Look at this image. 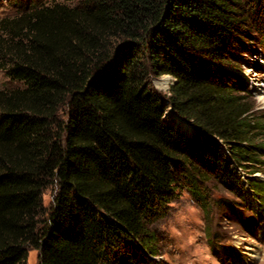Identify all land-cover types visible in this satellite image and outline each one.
<instances>
[{"label":"trees","instance_id":"16d2710c","mask_svg":"<svg viewBox=\"0 0 264 264\" xmlns=\"http://www.w3.org/2000/svg\"><path fill=\"white\" fill-rule=\"evenodd\" d=\"M17 8L0 18V71L20 84L0 90V264H27L29 247L36 264H158L152 224L184 189L207 208L210 178L246 185L264 213V123L235 71L256 16L244 1ZM148 72L173 77L167 97Z\"/></svg>","mask_w":264,"mask_h":264},{"label":"rangeland","instance_id":"374dc122","mask_svg":"<svg viewBox=\"0 0 264 264\" xmlns=\"http://www.w3.org/2000/svg\"><path fill=\"white\" fill-rule=\"evenodd\" d=\"M22 0H0V18L14 16L17 5ZM39 4H60L68 7L82 6L87 0H31ZM247 9L256 15L245 21L244 48L238 52L239 64L235 66L237 75L244 80L254 103V116L264 123V0H242ZM27 2V1H25ZM257 10V11H256ZM109 48L123 41L122 38H110ZM173 77L167 74L157 76L148 72L149 88L163 97L170 94ZM162 83L164 86H160ZM20 84L11 81L0 71V90L17 87ZM67 107L62 103L52 118L47 131L49 136L61 132L58 122L66 120ZM166 116L174 117L170 106ZM187 122H185L186 125ZM187 127V125H186ZM264 124L261 126V129ZM51 133V134H50ZM261 139L264 140V128ZM258 180H264V167L253 174ZM241 179L245 175L240 172ZM207 192V208L187 191L182 190L170 203L164 217L152 224L156 238L158 264H264V213H259L251 200L248 187L236 192L215 178L204 185ZM57 191V183L47 186L41 201L44 215L48 211ZM229 204V206L226 203ZM254 207V208H252ZM45 218V216H43ZM254 250V251H253ZM27 264H36L38 251L27 249Z\"/></svg>","mask_w":264,"mask_h":264},{"label":"bare ground","instance_id":"6f19581e","mask_svg":"<svg viewBox=\"0 0 264 264\" xmlns=\"http://www.w3.org/2000/svg\"><path fill=\"white\" fill-rule=\"evenodd\" d=\"M160 86H163L162 85V83H158ZM164 87V86H163ZM180 121V120H179ZM180 126L183 128V127H185V125H184V122L183 121H180ZM254 251V250H253Z\"/></svg>","mask_w":264,"mask_h":264}]
</instances>
